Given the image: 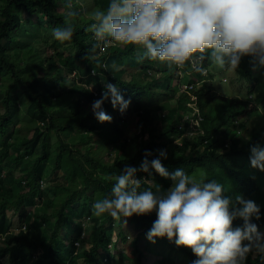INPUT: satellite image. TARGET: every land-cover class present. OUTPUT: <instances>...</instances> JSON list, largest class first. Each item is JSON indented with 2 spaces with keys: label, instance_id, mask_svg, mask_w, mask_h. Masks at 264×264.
I'll use <instances>...</instances> for the list:
<instances>
[{
  "label": "trees",
  "instance_id": "obj_1",
  "mask_svg": "<svg viewBox=\"0 0 264 264\" xmlns=\"http://www.w3.org/2000/svg\"><path fill=\"white\" fill-rule=\"evenodd\" d=\"M64 2L0 0V264L8 251L18 252L20 264H120L112 239L128 242V226L137 231L130 241L133 264H147L140 242L155 212L125 224L94 216L92 205L110 191L107 176L129 167L137 169L140 190L171 188L173 182L154 169L139 170L146 152L151 160L161 149L170 174L182 169L197 180L221 183L227 197L245 194L260 208L261 218L252 222L264 229V171L250 163V149L264 147V66L242 58L233 95L216 87L225 70L214 73L208 61L209 75L202 76L190 65L141 61L133 46L119 45L100 53L99 63L87 60L96 44L86 30L89 14L108 0H73L70 10ZM68 11L76 12L72 40L42 37L43 28L63 26ZM64 69L74 75L67 78ZM109 83L131 104L121 114L105 101L103 110L113 120L101 124L92 104ZM193 111L201 117L195 128ZM14 215L25 226L18 234ZM242 225L233 222L234 228ZM156 244L168 254L159 253L154 264L197 259L167 238ZM246 264H264V255L249 254Z\"/></svg>",
  "mask_w": 264,
  "mask_h": 264
},
{
  "label": "clouds",
  "instance_id": "obj_2",
  "mask_svg": "<svg viewBox=\"0 0 264 264\" xmlns=\"http://www.w3.org/2000/svg\"><path fill=\"white\" fill-rule=\"evenodd\" d=\"M73 6V0H65V10ZM75 16V11H68L63 26L52 30L55 40H72ZM89 16L91 23L86 30L96 44L85 59L97 63L99 54L114 45L133 46L141 61L159 62L169 68L190 65L202 76L209 75L204 67L208 61L216 66L211 68L214 73L225 70L215 79L216 87L221 89L230 84L235 88L242 58L250 57L264 66V0H108L105 8L97 7ZM225 75L231 79L224 78ZM236 91H232L233 95ZM109 100L121 114L131 104L115 85L106 84L102 97L92 104L94 116L101 124L113 120L103 110V104ZM193 115L194 128L201 117L195 111ZM250 152L251 166L264 171V147L253 146ZM150 156L151 152L145 153L139 170L148 173L150 168L154 169L161 177L170 179L172 187L166 192L140 190L141 181L135 178L137 169L125 168L122 174L107 176L111 188L93 202L94 216L107 214L126 224L133 216L155 212L157 219L147 239L155 244L157 238H167L177 247L190 249L197 257L193 264H246L249 254L264 255V236L260 234L264 229L252 222L253 218H261L254 201L246 200L245 194L234 199L227 197L221 183L197 180L182 169L170 174L162 163L167 159L166 150H159L151 160ZM237 219L243 225L234 228ZM21 230L25 226L12 231L18 234ZM2 241L0 237V246ZM4 262L20 264L18 252H6Z\"/></svg>",
  "mask_w": 264,
  "mask_h": 264
},
{
  "label": "rangeland",
  "instance_id": "obj_3",
  "mask_svg": "<svg viewBox=\"0 0 264 264\" xmlns=\"http://www.w3.org/2000/svg\"><path fill=\"white\" fill-rule=\"evenodd\" d=\"M42 30H43V33H42L43 36L42 37H44L49 42H53L55 40L53 38V35H52V30H53L52 28H43ZM63 43H66V42H63ZM45 50H46V48H45ZM64 72H65L67 78H70V77H72L74 75V73L72 74L70 70H65L64 69ZM229 72H234V71H229ZM229 76H231V74H229ZM229 76L225 75L224 78L230 80L231 78ZM222 89L223 90H232V91L235 90V88H233L231 86V84L228 85V86H223ZM195 121L196 120H194V122H192V124H194ZM42 188H44V187H42ZM33 209H35V208H31V207H27L26 208V210H33ZM9 215L11 216L12 214L9 213ZM19 220L20 219H19L18 215H14L13 216V221H14L13 227L14 228L21 229V226L18 224ZM126 229H127L126 233H129L128 242H122L121 239L117 240V247H116V250L113 251V253L114 254H118L117 255V259H116L117 263L119 262L120 264H133V259H135V254L130 253V251L131 252L134 251V250H132L130 248L131 247L130 246V243H131L130 241H132V239L134 237V236L132 237V235H135L137 233V231H134L132 229V227H129V226ZM114 235H115V233L113 232L112 236H114ZM261 235L264 236V234H261ZM115 240H116V237L112 239L113 242H115ZM140 246H141V249L148 250L147 251V259L145 260V262L147 261V264H154L156 259H159L161 257V254H159V253H163V256H166L168 254V250L163 249L162 247H159L156 243L155 244L151 243L147 238H142L141 239ZM118 251H120L122 254L120 252H118ZM131 255L133 256V258H132ZM174 260L176 261V264H184L185 263L184 262L185 259H183V258H180V259L179 258H174L173 261Z\"/></svg>",
  "mask_w": 264,
  "mask_h": 264
},
{
  "label": "bare ground",
  "instance_id": "obj_4",
  "mask_svg": "<svg viewBox=\"0 0 264 264\" xmlns=\"http://www.w3.org/2000/svg\"><path fill=\"white\" fill-rule=\"evenodd\" d=\"M148 251V250H147ZM150 253V252H149Z\"/></svg>",
  "mask_w": 264,
  "mask_h": 264
}]
</instances>
